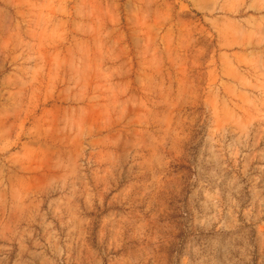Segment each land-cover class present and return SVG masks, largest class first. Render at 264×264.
<instances>
[{"label": "rangeland", "instance_id": "rangeland-1", "mask_svg": "<svg viewBox=\"0 0 264 264\" xmlns=\"http://www.w3.org/2000/svg\"><path fill=\"white\" fill-rule=\"evenodd\" d=\"M0 264H264V0H0Z\"/></svg>", "mask_w": 264, "mask_h": 264}]
</instances>
